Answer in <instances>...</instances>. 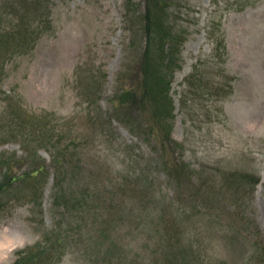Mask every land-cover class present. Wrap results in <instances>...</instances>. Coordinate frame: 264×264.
Wrapping results in <instances>:
<instances>
[{
  "label": "rangeland",
  "instance_id": "obj_1",
  "mask_svg": "<svg viewBox=\"0 0 264 264\" xmlns=\"http://www.w3.org/2000/svg\"><path fill=\"white\" fill-rule=\"evenodd\" d=\"M145 11L146 0H0L9 35L0 118L20 106L51 113L79 152L59 170L53 149L22 143L28 129L0 127V157L18 160L9 174L0 167V181L46 170L40 185L24 193L16 182L0 201V264L29 249L57 255L36 264H124L145 247L158 255L169 236L174 255L193 247L206 264H264V0H171L164 10L177 67L158 61L153 42L149 53L171 83L175 145L149 116L114 102L123 89L139 95L129 86L138 89L150 43ZM177 164L188 172L171 179ZM59 187L78 190V209L55 207Z\"/></svg>",
  "mask_w": 264,
  "mask_h": 264
},
{
  "label": "trees",
  "instance_id": "obj_2",
  "mask_svg": "<svg viewBox=\"0 0 264 264\" xmlns=\"http://www.w3.org/2000/svg\"><path fill=\"white\" fill-rule=\"evenodd\" d=\"M33 1V0H32ZM171 0H146V11L141 18V21L144 23L141 25V28L143 32L145 33L148 42V47L145 50V55L143 57V64L141 69L138 70V89L136 84L129 86L131 90H134V88L137 90L138 96L132 95L131 91L127 89H123L118 95L115 96L114 102L117 101L118 105L117 107L124 108L128 104H130V112L135 113L136 116H149L150 120H152L155 124H157L161 130L162 133L165 136V143H175L171 139L172 134V128L173 122H171L169 119L173 118V101L169 100V85L171 83L167 82V85L164 83L163 80H161V70L159 63L157 60H155L154 55L152 56L149 50L151 48V43L153 42L158 49L161 51V56L159 57L158 61H162L164 57L167 56L166 60V66L170 67V65H173V68L177 67L176 57L175 55L178 54V49L176 48V39L179 42V38H174L171 28L169 29V33L165 32V19L163 14L166 7H168ZM24 10V9H23ZM162 17V19H161ZM26 26V17H21L20 24L18 27L22 29ZM12 39V38H11ZM166 45V46H165ZM7 46H9V35L5 32L0 33V54L5 53L7 51ZM166 47V55L163 52L164 48ZM5 51V52H4ZM9 52V50H8ZM157 59V58H156ZM172 77V74L170 75ZM225 95H227V91L221 90ZM135 93V92H134ZM162 94H164L165 98L169 101V107L164 106V99ZM132 102V105H131ZM151 103L152 110L145 111V108L148 103ZM168 105V106H169ZM145 111V112H144ZM167 111V112H166ZM151 112V113H150ZM150 113V114H148ZM2 114H5L2 112ZM1 114V115H2ZM9 115L13 116L10 117L8 120H6L5 117L0 118V127L2 130H5V128L14 127L21 130L29 131L28 137L24 138L22 140L23 144H30V142L33 140L35 143V147L40 146H47L50 149H53L56 155H54V158H56V162L58 165V169L60 170L61 167L63 168L66 166L71 158H77V153L74 152L75 149V140L71 137V135H67L63 130H58L53 123H51V120L48 118L52 116V114L47 113L46 115H34L31 113L26 112L21 106L19 109H15V111L11 110ZM133 115V117L135 116ZM5 116V115H4ZM53 117V116H52ZM4 128V129H3ZM55 130L57 131L55 135ZM25 134V133H23ZM32 138V140L30 139ZM167 151V149H166ZM81 155V154H79ZM10 162V163H9ZM18 162L16 158H6L0 157V167L6 166L8 171L7 174L11 172V167H13V163ZM15 164V163H14ZM170 167V166H167ZM44 171L45 167L41 165L38 170L36 171H29L24 173L23 175L19 177L13 178V176H10L9 178L6 176L4 180L2 179L0 181V201L6 200L9 201V195L12 196L14 192H16L14 184L16 182H20L23 185V189L21 192L26 193V188L30 190L35 185H40L39 180L37 179L38 173H41V177H44ZM172 173H168L169 177L173 179L175 177V174L178 173V171L187 173L188 171L185 170L184 165L177 164L176 167L172 170ZM6 174V175H7ZM179 180V177L177 178ZM7 181V182H6ZM6 182V183H5ZM209 183H206L208 185ZM177 185H179V182H177ZM60 188V187H59ZM57 188L54 193V204L55 207L60 208L63 210L64 214L68 209L76 210L80 207V205L77 203V197L78 193L76 189L74 190H66L62 188ZM180 188V187H179ZM202 188V185L200 189ZM42 189V187H41ZM236 190L238 191V187L236 186ZM200 193V191H199ZM28 195V194H27ZM26 195V196H27ZM203 196V195H202ZM206 197V196H204ZM31 203H34L35 205L37 202L31 199ZM41 205V204H40ZM40 205L38 207H40ZM63 216V215H62ZM58 228L61 227L60 225L57 226ZM168 233L174 234L168 229ZM60 237H62L61 234H59ZM58 237V235L55 236L57 238L55 241L56 243H62L60 240H63L62 238ZM172 237L169 236L167 240H164L163 245L161 248H159L162 240L158 242L156 245L157 253L158 255H155L154 249L150 250L148 247H145L142 251L144 254L141 256H138L134 258L131 261L124 262V264H206V257L203 256L201 249H196L192 247L191 250L194 253L192 256L189 251L185 249V251L180 252V255H174L173 252V246L174 242L172 241ZM166 243L169 245L166 246ZM36 248V247H34ZM153 252L154 256L148 259L147 253ZM189 253V254H187ZM197 254V255H196ZM55 254H48L47 252H44V250H40L37 253L33 251V249H29L26 251H20L18 252V258L15 261L14 264H36L39 263L40 258L43 260H48L49 262L53 261V259H56L57 255ZM127 259V258H126ZM151 259H155V261H151ZM199 261V263H198Z\"/></svg>",
  "mask_w": 264,
  "mask_h": 264
}]
</instances>
